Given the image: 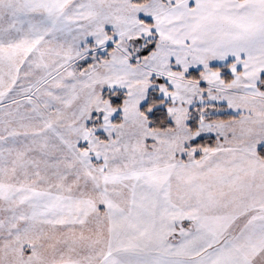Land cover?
<instances>
[{
	"label": "snow or ice",
	"instance_id": "obj_1",
	"mask_svg": "<svg viewBox=\"0 0 264 264\" xmlns=\"http://www.w3.org/2000/svg\"><path fill=\"white\" fill-rule=\"evenodd\" d=\"M0 264H264V0H0Z\"/></svg>",
	"mask_w": 264,
	"mask_h": 264
}]
</instances>
